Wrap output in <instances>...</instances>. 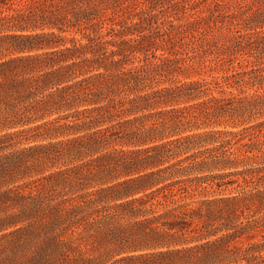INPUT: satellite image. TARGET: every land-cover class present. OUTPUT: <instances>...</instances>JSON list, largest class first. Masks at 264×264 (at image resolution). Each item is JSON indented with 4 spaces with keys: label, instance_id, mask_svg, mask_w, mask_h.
Wrapping results in <instances>:
<instances>
[{
    "label": "trees",
    "instance_id": "16d2710c",
    "mask_svg": "<svg viewBox=\"0 0 264 264\" xmlns=\"http://www.w3.org/2000/svg\"><path fill=\"white\" fill-rule=\"evenodd\" d=\"M3 183L0 264H264V0H0Z\"/></svg>",
    "mask_w": 264,
    "mask_h": 264
},
{
    "label": "rangeland",
    "instance_id": "374dc122",
    "mask_svg": "<svg viewBox=\"0 0 264 264\" xmlns=\"http://www.w3.org/2000/svg\"><path fill=\"white\" fill-rule=\"evenodd\" d=\"M222 70L219 69V66L218 65H214V63L210 64L209 66L205 67V68H202L200 70V73L199 74H196L194 75L195 77L197 76H200V77H204V78H209L211 77V74L213 75H217L219 73H221ZM4 131V130H2ZM1 131V132H2ZM36 139H29V140H25V139H20L19 142H15V144L12 145V147H23V146H27L28 144H32V143H35V142H41V141H44L46 139H42L43 137H35ZM10 150V148H5L3 150V152H8ZM15 156H16V152H15ZM55 167H50L49 169H45L44 170V173L51 170V169H54ZM22 180H17L16 182L14 183H18V182H21ZM6 186H13L12 183H3L2 185H0V204H4V203H8V198L9 196H12L11 193H8V192H4L3 189H5ZM9 205H12V204H9Z\"/></svg>",
    "mask_w": 264,
    "mask_h": 264
}]
</instances>
